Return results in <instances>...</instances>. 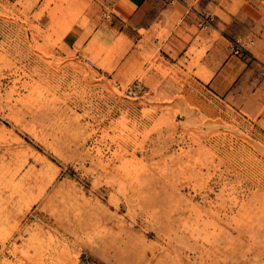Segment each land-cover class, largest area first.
I'll list each match as a JSON object with an SVG mask.
<instances>
[{
	"label": "rangeland",
	"instance_id": "1",
	"mask_svg": "<svg viewBox=\"0 0 264 264\" xmlns=\"http://www.w3.org/2000/svg\"><path fill=\"white\" fill-rule=\"evenodd\" d=\"M163 1L178 40L0 0V264H264V0Z\"/></svg>",
	"mask_w": 264,
	"mask_h": 264
},
{
	"label": "crops",
	"instance_id": "2",
	"mask_svg": "<svg viewBox=\"0 0 264 264\" xmlns=\"http://www.w3.org/2000/svg\"><path fill=\"white\" fill-rule=\"evenodd\" d=\"M10 2L18 0H8ZM45 0H38L39 3L43 4ZM67 1L66 5L69 7H80L82 5L89 8V13L92 15L94 21H98V17L101 15H107L112 24L108 27L105 26L103 35L108 33H114L117 30H120V36L123 37V40H142V36L138 34L136 30L144 28L149 31V33L155 35L160 29L167 28L170 30V35L168 40L180 39L175 34L174 20L167 15L169 10V5L166 6L163 0H65ZM52 5V3H51ZM104 24V22H103ZM130 25V26H129ZM173 25L175 29H173ZM101 28V26H100ZM99 28V29H100ZM99 31V30H98ZM155 33V34H154ZM154 44L157 43L158 38L153 36ZM214 45V43H213ZM215 47L208 50V53L211 51L214 53ZM214 62L208 63V69L212 72L214 83H217V80L220 76L217 74L220 70V65L224 64V74L233 75L237 74V71L234 69L233 65L235 64L234 60H228L224 62Z\"/></svg>",
	"mask_w": 264,
	"mask_h": 264
},
{
	"label": "built area",
	"instance_id": "3",
	"mask_svg": "<svg viewBox=\"0 0 264 264\" xmlns=\"http://www.w3.org/2000/svg\"><path fill=\"white\" fill-rule=\"evenodd\" d=\"M249 44L252 45L253 42L252 41H250L249 43L238 42L237 45L233 47V53L239 56H248L247 46H249ZM77 58L79 59L80 62H82L87 66H94V62L89 57H85L81 54H77ZM78 264H104V263L101 262L100 260L95 259L89 253L84 251L80 254V259Z\"/></svg>",
	"mask_w": 264,
	"mask_h": 264
}]
</instances>
